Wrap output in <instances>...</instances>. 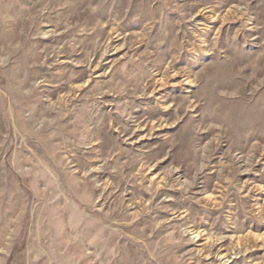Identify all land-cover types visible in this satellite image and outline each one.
<instances>
[{
  "label": "rangeland",
  "instance_id": "374dc122",
  "mask_svg": "<svg viewBox=\"0 0 264 264\" xmlns=\"http://www.w3.org/2000/svg\"><path fill=\"white\" fill-rule=\"evenodd\" d=\"M0 264H264V0H0Z\"/></svg>",
  "mask_w": 264,
  "mask_h": 264
}]
</instances>
